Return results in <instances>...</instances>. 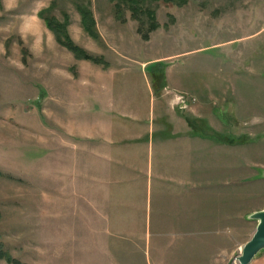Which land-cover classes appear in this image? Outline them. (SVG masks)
I'll return each instance as SVG.
<instances>
[{
	"label": "rangeland",
	"instance_id": "1",
	"mask_svg": "<svg viewBox=\"0 0 264 264\" xmlns=\"http://www.w3.org/2000/svg\"><path fill=\"white\" fill-rule=\"evenodd\" d=\"M137 2L0 0V240L20 262L0 264H228L240 253L244 223L226 234L168 223L224 197L233 211L264 200V0ZM47 7L103 62L57 42L38 14ZM183 116L204 139L181 158ZM163 137L167 152L155 151Z\"/></svg>",
	"mask_w": 264,
	"mask_h": 264
},
{
	"label": "crops",
	"instance_id": "2",
	"mask_svg": "<svg viewBox=\"0 0 264 264\" xmlns=\"http://www.w3.org/2000/svg\"><path fill=\"white\" fill-rule=\"evenodd\" d=\"M168 58V57H167ZM144 65V64H143ZM167 81H166V86L167 85ZM183 96H180V102L177 100V102H179V105L184 107V105L186 106H193V108H195L196 110H203L205 112L210 110V106H208L209 103L205 102L204 104L200 103V100L197 99L195 96L194 97H187L185 100H183L182 98ZM197 99V100H196ZM211 111V110H210ZM209 111V112H210ZM193 115H198V114H193ZM184 120L182 122H180V130L179 132H177V139L178 142L175 143V147L177 152H178V157L182 158V154L184 151H187L189 154H193L195 151H199L201 148V140L204 139L201 137V133L199 131L198 128H194L192 127V125H190V123L187 121V119L185 118V116H183ZM198 118H206V117H198ZM195 122L197 119L196 117L192 118ZM208 124H211V122H208ZM167 137V136H166ZM167 138H160L157 141H154L151 143L156 147L155 151H163V150H168V144L169 142L166 141ZM214 141V140H213ZM216 142V141H215ZM216 143H220V142H216ZM215 143V144H216ZM221 145H231L230 143H220ZM220 146V145H219ZM157 157L159 158V152H157ZM167 155V154H166ZM160 178H164L165 176H158ZM224 203H222L221 206L218 207H214L209 213H205V215H189V216H185V218L182 219V221L180 222H176V219L174 220V222H169L168 224L171 225H178L181 227V225H187V226H182V228H179L180 230H200V225L201 224H209L211 225V229L215 230L216 232H224V234H226L228 231H234V230H238V227L236 226V224H243L246 226V233L243 234L242 238H240V240L238 241V247H242V245L251 237L255 226H256V221L255 220H251L248 219V215L254 211H257L259 209H262L264 207V200L256 205H253L251 208L245 207V208H241V206L239 207L238 210L233 211L232 210V200L231 199H227L226 197H224ZM197 225V228H194L193 226ZM173 228V227H172ZM219 236V240L220 239H225L226 236L218 234ZM217 236V235H216ZM218 241V240H217ZM230 242V240L228 241ZM223 244V243H222ZM232 244V242H231ZM227 242L224 240V246L220 245L218 242V247L217 249V253H220V256L223 255L224 257H227L229 255V253L232 252V249H227ZM238 248V249H239ZM222 260V257H219L218 259H216L215 262L211 263V264H220ZM249 264H264V250L260 251L251 261Z\"/></svg>",
	"mask_w": 264,
	"mask_h": 264
},
{
	"label": "trees",
	"instance_id": "3",
	"mask_svg": "<svg viewBox=\"0 0 264 264\" xmlns=\"http://www.w3.org/2000/svg\"><path fill=\"white\" fill-rule=\"evenodd\" d=\"M168 1H174L177 4H182L184 0H168ZM129 7L131 10L137 9L138 6L137 0H128ZM78 4V3H77ZM80 5V6H79ZM78 12L80 14V23L82 25V28L84 31L90 35L94 39H99L100 36L98 35V31L96 28L95 19L93 17V13L89 9V7L82 6L81 4H78L77 6ZM49 11V7L40 10L38 14L43 17L46 27L52 31V33L55 36V39L57 42H59L61 45L66 47L68 50H70L76 58L84 59V60H91L95 63H102L103 60L101 57L94 56L92 54H89L86 50H84L82 47L77 45L73 42V40L70 38L68 32H67V19L64 21H58L54 16H50L46 14ZM147 17L150 19L149 28L150 30H154L157 26L155 14L151 9H144ZM163 71L160 70L159 77L163 78ZM228 143H233V139L230 137L228 138ZM1 170H0V176H5ZM0 258L5 259L8 262L13 263H20L18 259L14 258L6 249L5 244L2 240H0Z\"/></svg>",
	"mask_w": 264,
	"mask_h": 264
},
{
	"label": "water",
	"instance_id": "4",
	"mask_svg": "<svg viewBox=\"0 0 264 264\" xmlns=\"http://www.w3.org/2000/svg\"><path fill=\"white\" fill-rule=\"evenodd\" d=\"M247 217L256 221L255 229L251 237L242 245L240 253L228 264H249L260 251L264 250V207Z\"/></svg>",
	"mask_w": 264,
	"mask_h": 264
},
{
	"label": "built area",
	"instance_id": "5",
	"mask_svg": "<svg viewBox=\"0 0 264 264\" xmlns=\"http://www.w3.org/2000/svg\"><path fill=\"white\" fill-rule=\"evenodd\" d=\"M239 250H240V248H239Z\"/></svg>",
	"mask_w": 264,
	"mask_h": 264
}]
</instances>
